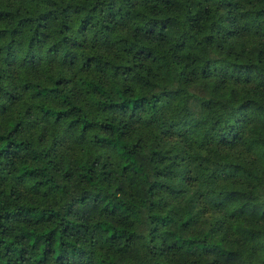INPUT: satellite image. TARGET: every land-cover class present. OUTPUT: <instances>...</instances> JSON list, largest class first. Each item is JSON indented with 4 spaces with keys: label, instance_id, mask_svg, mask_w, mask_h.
Instances as JSON below:
<instances>
[{
    "label": "trees",
    "instance_id": "16d2710c",
    "mask_svg": "<svg viewBox=\"0 0 264 264\" xmlns=\"http://www.w3.org/2000/svg\"><path fill=\"white\" fill-rule=\"evenodd\" d=\"M0 264H264V0H0Z\"/></svg>",
    "mask_w": 264,
    "mask_h": 264
}]
</instances>
